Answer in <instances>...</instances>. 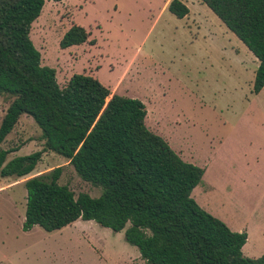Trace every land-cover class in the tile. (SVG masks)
<instances>
[{
	"label": "rangeland",
	"instance_id": "rangeland-1",
	"mask_svg": "<svg viewBox=\"0 0 264 264\" xmlns=\"http://www.w3.org/2000/svg\"><path fill=\"white\" fill-rule=\"evenodd\" d=\"M168 1L46 0L30 36L42 66L56 70L61 87L75 74L91 75L112 94L144 102L147 127L185 162L205 169L192 198L232 231L246 232L243 254L259 258L264 255V93H252L259 61L202 1L182 0L192 7L188 20L164 13ZM215 20L231 34L224 53L210 36L209 30H218ZM74 24L95 44L62 49L60 41ZM11 101L0 94V125ZM2 147L19 148L9 161L42 151L44 140L33 119L23 115ZM57 167L63 168L60 183L76 197L101 195V188L82 180L53 152L43 154L30 177ZM28 178L0 176V264H145L126 241V229L114 232L78 220L51 233L39 226L24 232Z\"/></svg>",
	"mask_w": 264,
	"mask_h": 264
},
{
	"label": "trees",
	"instance_id": "trees-1",
	"mask_svg": "<svg viewBox=\"0 0 264 264\" xmlns=\"http://www.w3.org/2000/svg\"><path fill=\"white\" fill-rule=\"evenodd\" d=\"M62 2L63 0H49ZM258 59L253 93L264 88V0H201ZM46 0H0V94L12 100L0 125V176L28 178L23 231L48 233L78 220L94 221L138 248L145 264H264V255L243 254L246 232H234L192 198L205 170L185 162L146 125L139 99L112 94L91 75L75 74L61 87L56 70L42 66L31 32ZM170 13L189 14L180 0ZM90 33L73 25L60 41L67 49L88 42ZM33 119L44 148L29 155L2 145L21 117ZM53 152L79 177L101 188L99 197H78L60 183L62 167L30 175Z\"/></svg>",
	"mask_w": 264,
	"mask_h": 264
},
{
	"label": "crops",
	"instance_id": "crops-1",
	"mask_svg": "<svg viewBox=\"0 0 264 264\" xmlns=\"http://www.w3.org/2000/svg\"><path fill=\"white\" fill-rule=\"evenodd\" d=\"M172 0H169L168 1V3L166 4V7H165V9H164V13L165 12H167V11H169L168 10V6H169V4H170V2H171ZM181 2H183L182 0H180ZM201 1V0H200ZM184 3V2H183ZM185 4V3H184ZM204 4V3H203ZM188 8H189V14L190 15H192V12H191V10H192V7H190L188 4H185ZM207 6V5H206ZM208 7V6H207ZM209 8V7H208ZM210 9V8H209ZM211 10V9H210ZM208 11V10H207ZM212 11V10H211ZM189 14L185 17V18H187V20H188V17H189ZM206 14H207V16L208 17H211L212 18V15L210 16V14H209V12H206ZM213 19V18H212ZM212 21V20H211ZM216 21V20H215ZM214 21V22H215ZM193 22L194 23H198V22H200V23H203L202 21H200V20H198L197 18H194L193 17ZM222 22V21H221ZM223 23V22H222ZM224 24V23H223ZM193 25V24H192ZM214 25H216V28L218 29V30H215V31H211V30H209V32H210V36H212V39L215 41V42H217V44H218V48H219V50L221 51V52H227V50H228V48H227V42H228V40H230L231 41V39H230V35L231 34H229V32L225 29V28H223V26L221 25V23L220 22H218V21H216L215 22V24ZM225 25V24H224ZM204 26V23H203V25H202V27ZM226 26V25H225ZM198 30H200L201 28H199V27H196ZM199 34V33H198ZM234 34V33H233ZM229 36V38H225V36ZM236 36V35H235ZM231 43V42H230ZM233 49V48H232ZM248 49V48H247ZM235 52V51H234ZM252 53V52H251ZM235 54H237L236 52H235ZM238 55V54H237ZM256 58V57H255ZM257 59V58H256ZM241 60L242 59H240V66H241V68H242V70L244 71V68H243V65H242V63H241ZM258 60V59H257ZM259 67V64H257V68ZM254 75L256 76V73H254ZM254 81H255V77H254V80H253V85H254ZM252 82V81H251ZM252 91H253V88H252ZM253 93V92H252ZM264 93V88L260 91V93H258V94H255L257 97H259V96H261L262 94ZM144 103V102H143ZM146 105V104H145ZM147 112H148V110H147ZM147 116H148V114H147ZM153 132V131H152ZM156 134V133H155ZM179 155V154H178ZM180 156V155H179ZM181 157V156H180ZM182 158V157H181ZM197 166V165H196ZM203 168V167H202ZM204 169V168H203ZM205 170V169H204ZM205 174V173H204ZM25 183V182H24Z\"/></svg>",
	"mask_w": 264,
	"mask_h": 264
}]
</instances>
